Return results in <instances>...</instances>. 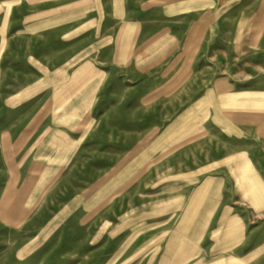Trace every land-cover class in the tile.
<instances>
[{
    "label": "rangeland",
    "instance_id": "rangeland-1",
    "mask_svg": "<svg viewBox=\"0 0 264 264\" xmlns=\"http://www.w3.org/2000/svg\"><path fill=\"white\" fill-rule=\"evenodd\" d=\"M0 264H264V0H0Z\"/></svg>",
    "mask_w": 264,
    "mask_h": 264
}]
</instances>
